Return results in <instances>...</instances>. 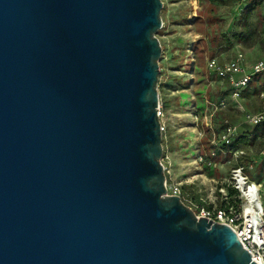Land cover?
Here are the masks:
<instances>
[{"label":"water","instance_id":"1","mask_svg":"<svg viewBox=\"0 0 264 264\" xmlns=\"http://www.w3.org/2000/svg\"><path fill=\"white\" fill-rule=\"evenodd\" d=\"M161 0H0V264H257L165 195Z\"/></svg>","mask_w":264,"mask_h":264},{"label":"rangeland","instance_id":"2","mask_svg":"<svg viewBox=\"0 0 264 264\" xmlns=\"http://www.w3.org/2000/svg\"><path fill=\"white\" fill-rule=\"evenodd\" d=\"M161 2L162 26L156 33L161 45L157 89L161 121L165 127L167 123L170 125L169 131L165 129L164 132L166 145H162L165 154L161 162L169 170L167 177L181 183L188 199H202L206 203L211 200L217 207L222 202L219 189L223 188L226 203L234 206L236 198L228 194L232 170L241 167L246 175L255 176L253 180L262 179L264 170L261 174L255 173L254 167L263 159L264 130L263 133L259 131L253 146L241 148L235 156L234 152L220 151L221 143H212L214 136L209 127L217 129L227 121L236 126L239 133H251L254 127L244 123L243 114L258 110V93L264 92V78L259 80L258 84L263 85L260 90L251 89L241 96L238 105L242 110H239L224 93L228 89L227 83L219 80L207 64L212 58L223 63L238 52L249 61L264 57V26L258 20L264 18V0L248 21L249 29L255 32L251 46L233 39L234 34L243 31L240 15L247 0ZM225 38L232 43L230 47ZM221 99L226 104L223 109L218 107ZM195 116H198L197 121ZM259 128L264 129V125ZM199 131L201 138L196 134ZM197 155H205L214 167L199 165ZM261 201L264 203V198L261 197Z\"/></svg>","mask_w":264,"mask_h":264},{"label":"built area","instance_id":"3","mask_svg":"<svg viewBox=\"0 0 264 264\" xmlns=\"http://www.w3.org/2000/svg\"><path fill=\"white\" fill-rule=\"evenodd\" d=\"M207 68L219 80L227 83L228 89L226 96L234 103L235 108L242 110L241 106L238 105L241 93L249 85L253 77L264 74V57L249 61L243 53L238 52L223 63H219L216 58L210 59ZM258 99V110L253 113L246 112L243 114L244 123L251 127L264 125V92L258 95ZM218 107L222 109L226 107L224 99L219 101ZM157 115L160 120L161 133H164L165 125L161 121L162 112L160 104H158ZM197 117L195 116V121H197ZM209 130L213 131V144H216V141L228 145L239 134L238 128L228 122H225V127L217 138L211 126ZM196 134L198 138L202 137L200 131ZM220 151L223 150L220 149ZM240 152L237 150L233 154L237 156ZM262 156L264 159V153H262ZM196 161L201 166L214 167V163L205 155H197ZM163 171L166 177V196L179 197L181 202L194 213L196 218L205 217L208 220L211 219L212 222L225 223L230 226L233 232L237 234L241 247L252 254L251 260L257 264H264V203L261 201V197L264 198V171L262 173V179L255 181L250 179L242 171L241 167L232 170L228 186L234 190V197L236 198L237 204L234 206L228 205L227 208L216 207L214 201L211 200L206 203L202 199L200 201L188 199L183 193L181 183L172 181L171 177H167L169 170L165 165H163ZM219 193L222 202L226 203L227 197L224 189L220 188ZM210 205L211 208H208Z\"/></svg>","mask_w":264,"mask_h":264},{"label":"trees","instance_id":"4","mask_svg":"<svg viewBox=\"0 0 264 264\" xmlns=\"http://www.w3.org/2000/svg\"><path fill=\"white\" fill-rule=\"evenodd\" d=\"M247 1L248 2L245 4L244 8L241 11V15H240L241 16L240 22H241L242 27H244L243 31H241L238 35L234 34L233 39H234V41H237L239 43H243V44H247V45L251 46L255 40V32L252 29H249L248 21L250 19L252 12L254 11V9L257 6H259L263 0H260V1L247 0ZM258 20H260V24L262 26H264V18H261ZM224 40H225L226 45L228 47H230L232 43L229 40H227L226 38ZM263 78H264V74H260V75L253 77V79L249 83V85L242 91L241 96L247 94L248 91H250L251 89H253L255 92L258 90V88L260 90V86H263V85H259L258 83H259V80H261ZM261 92H263V91H261ZM261 92H259L258 95ZM224 93L227 94L226 92H224ZM225 122H227V121H224L221 126H219L217 129H214L216 136H219L221 134V132L223 131V129L225 127ZM262 126L263 125L254 127V130L251 133H244V132L239 133L238 136H236L230 144H228V145L221 144L220 149L223 151H226L228 154H231L237 150H240L243 147L253 146L255 144L257 138H259L258 137L259 131H262V133H263L264 129L259 128ZM169 127H170V125L167 123V125L165 127L166 131H169ZM162 145L163 146L166 145L164 133H162ZM164 154H165V152H164V148H163V155H162L163 157H164ZM263 170H264V159H262L260 162H258L257 165L254 167L255 173L258 172L259 174H261ZM245 172H247V171L245 170ZM248 176L252 180L255 178V176H253L251 174H249ZM228 194L230 197L235 196L233 189H229ZM228 205L229 204L225 203V202L219 203L220 208H227ZM208 208H211V205L208 206Z\"/></svg>","mask_w":264,"mask_h":264}]
</instances>
